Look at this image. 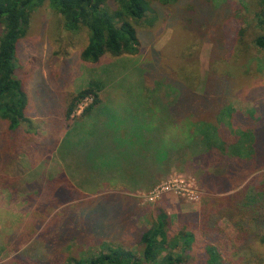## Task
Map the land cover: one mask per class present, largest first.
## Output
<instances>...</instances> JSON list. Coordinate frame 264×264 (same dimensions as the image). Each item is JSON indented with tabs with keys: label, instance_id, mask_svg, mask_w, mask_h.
<instances>
[{
	"label": "trees",
	"instance_id": "trees-1",
	"mask_svg": "<svg viewBox=\"0 0 264 264\" xmlns=\"http://www.w3.org/2000/svg\"><path fill=\"white\" fill-rule=\"evenodd\" d=\"M46 1L61 29L85 34L79 57L96 74L83 79L84 86L76 88L70 104L66 100V106L59 104L63 120L52 116L49 125L51 130L57 126L56 135L38 143L25 139L30 132L22 123L29 99L16 72V48L28 32L31 12ZM259 1L254 21L259 30L247 39L229 0H0V193L14 194L21 185L31 211L46 216L29 244L0 264H264V97L245 98L251 106L243 113L233 101L239 94L236 75L252 68L248 45L264 50V0ZM162 9L171 10L173 23L184 15L183 23L182 18L177 22L185 37L175 55L167 56L163 49L140 65L132 74L139 82L131 86H141L131 96L143 103L145 120L148 110L155 119L167 113L168 125L178 129L174 145L164 130L156 137L144 131L132 136L129 118L125 122V116L115 115L112 97H107L128 74L114 71L106 76L107 69L117 59L140 52L147 15L157 23ZM209 34L210 69L201 75L195 53ZM73 76L67 70L68 86L74 85ZM259 89L251 87L254 95ZM85 96L91 101L70 122L76 102ZM48 101L54 102L51 97ZM50 109L56 110L48 108L45 113L53 115ZM93 112L100 113L102 138L81 156L83 144L98 136ZM62 126L67 128L58 136ZM121 127L129 130L124 138L113 134ZM135 142L139 168L132 164L130 149ZM48 153L53 155L51 165L40 162ZM25 156L39 159L28 167ZM179 166L194 174L207 200L198 211L185 215L187 225L173 227L168 214L159 209L150 226L136 228L140 259L130 249L117 248L109 234L133 229L132 194L155 186ZM70 209L72 216L78 211L77 220ZM60 210L65 214L58 220ZM222 220L233 226V234L221 228ZM63 242L78 243L80 253L68 247L52 263L53 246ZM31 244L34 249H29Z\"/></svg>",
	"mask_w": 264,
	"mask_h": 264
},
{
	"label": "rangeland",
	"instance_id": "rangeland-1",
	"mask_svg": "<svg viewBox=\"0 0 264 264\" xmlns=\"http://www.w3.org/2000/svg\"><path fill=\"white\" fill-rule=\"evenodd\" d=\"M231 5L234 7L236 12L237 23L240 24L241 28L246 30L245 38L251 39L255 34V31L259 29L254 25V21L257 18L256 13L259 11L261 2L259 0H229ZM177 17V20L172 19L171 10L160 11L158 16V22H154L151 14L146 17V26L141 37L142 41L140 45V52L136 55L124 56L117 59L112 67L106 72L108 74L123 75L124 72H128L123 76L125 79H121L119 82L121 87L113 94L107 95L112 97V109L116 112L115 115L125 116L123 121L126 122L127 118L130 120L132 136L137 135L138 132H146L152 137H156L164 130L169 137L172 145L177 144L178 129L174 126L168 125L167 113L160 119L152 118L153 115L148 110V118L142 116L143 103L141 100H132V93L138 91L137 86H131L139 81L137 80L138 75L135 74L141 64H144L148 60L150 61L156 51L163 50L167 56L175 55L180 48V41L185 37L184 33H180L179 27L182 28L178 19L183 17ZM152 21V22H151ZM57 16L52 12L47 4V1L42 7L34 9L31 12L30 26L27 34L20 40L17 50V75L23 80L29 103L27 106L26 118L22 124L24 129L30 134H27L25 139L34 140L38 143L42 142L46 136L56 135V125L51 130L49 125L51 124L52 116L54 119L63 120V110L59 108V104L72 102L71 100L76 96V88L80 85L84 86L85 82L83 79L87 78L88 75H95L96 71L89 66L84 65L80 60V52L85 46V34L73 33L61 29L58 24ZM210 34L201 39L200 45L196 50L197 65L196 68L199 73L204 74L210 69V57H211V42ZM246 39V41H247ZM249 41L248 43H250ZM250 57V66L252 67L247 74H238L236 90L239 92L237 98H235L234 105L237 112L243 113L246 108L251 106L245 98L249 97H264V50H257L251 45H248ZM183 60V59H182ZM185 60V58H184ZM234 65L237 64V57L235 55L231 58ZM181 62V61H180ZM183 62V61H182ZM248 64V63H247ZM250 68V67H249ZM67 70L73 73L74 85L68 86L71 80L64 79ZM64 74V76H63ZM120 75V76H121ZM122 76V77H123ZM72 79V80H73ZM133 79V80H132ZM65 82V83H63ZM258 85L260 87L258 94L254 95L251 91V87ZM63 87V88H62ZM129 93V96H128ZM47 97V99H46ZM48 97H51L53 101H48ZM102 96V99H105ZM66 100V103L64 102ZM163 100V99H162ZM91 101L90 97L85 96L76 102V105L71 113L70 122L73 121L76 116L82 113V110ZM161 101V100H160ZM63 106V105H62ZM54 113H45L48 108ZM132 111L131 113L121 114L120 112ZM96 117L97 128L95 135L97 137L90 138L89 141L84 143V148L80 155L88 153L94 144L98 143V139L102 138L100 135V113L93 112L91 117ZM119 126V121H117ZM105 126V121L102 122ZM67 127L62 126L58 131V136H61ZM183 129H179L182 132ZM128 128L121 127V129L113 134H120L123 138L128 133ZM110 135V134H108ZM104 137V136H103ZM121 137V138H122ZM122 138V139H123ZM69 142V141H68ZM129 148V147H128ZM97 149L100 151V144ZM130 149V148H129ZM132 160L135 161L132 164L135 168H139L140 164L139 155L137 153V145L134 143V147L130 149ZM43 152V151H42ZM49 152V150H46ZM11 153L14 154L12 150ZM48 157L43 156L40 162H48V165L52 164V153L47 154ZM94 155L90 154L92 158ZM49 158V159H47ZM39 159L37 157L30 158L25 156L23 163L24 166L31 167L32 161ZM153 175H149L147 180H152ZM97 183H100V178ZM78 181H81L79 179ZM84 183L89 184L87 179ZM169 184L170 188H165ZM21 185H18L16 193L11 191H2L0 193V262L6 261L13 257L19 250L26 247L32 240V234L35 227L45 220V215H36L31 211L29 205L24 202L21 194ZM208 194L204 191L197 182L194 174L187 170L184 166L171 169L164 179L158 184L151 188H140L132 194V201L136 203V210L132 214V225L133 229L130 230L128 227H124L121 231H114L110 233L111 239L115 238V245L117 248L122 247L130 249L134 252L135 256L140 259L141 245L136 240V228L141 230L150 226L151 222L155 219L157 211L163 209L170 218V224L173 227H181L187 225L188 219L186 214L198 211L200 206L207 200ZM92 198V197H90ZM73 209V208H72ZM77 211V209H76ZM72 210H69L71 218L79 217L78 211L76 215L72 216ZM85 215L87 211H84ZM65 214L64 211L58 213V220ZM185 217V218H184ZM48 219V218H47ZM221 228L229 234H233L235 229L226 220H222L220 223ZM134 231V233H133ZM45 234V233H43ZM74 244V245H73ZM78 243H72L69 245L68 242L56 243L52 248V254L50 261L55 263L58 262V257L61 252H67L68 247L73 248L74 252L80 253V248H77ZM32 244L29 245V249ZM34 247V246H33ZM34 249V248H31ZM87 246L84 250H88ZM79 251V252H78ZM74 253V254H75ZM69 255V254H68ZM64 255L65 257L68 256ZM264 256V248H263ZM188 262L187 264H191ZM10 264V263H9ZM13 264V262L11 263ZM117 264V263H113Z\"/></svg>",
	"mask_w": 264,
	"mask_h": 264
},
{
	"label": "built area",
	"instance_id": "built-area-1",
	"mask_svg": "<svg viewBox=\"0 0 264 264\" xmlns=\"http://www.w3.org/2000/svg\"><path fill=\"white\" fill-rule=\"evenodd\" d=\"M165 188H170L169 184Z\"/></svg>",
	"mask_w": 264,
	"mask_h": 264
}]
</instances>
